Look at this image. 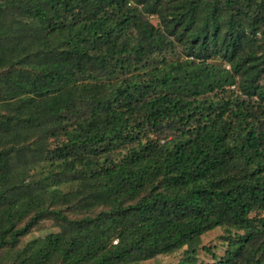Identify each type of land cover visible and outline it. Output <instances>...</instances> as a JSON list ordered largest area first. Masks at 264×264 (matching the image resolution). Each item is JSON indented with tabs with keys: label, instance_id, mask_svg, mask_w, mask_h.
I'll return each instance as SVG.
<instances>
[{
	"label": "trees",
	"instance_id": "obj_1",
	"mask_svg": "<svg viewBox=\"0 0 264 264\" xmlns=\"http://www.w3.org/2000/svg\"><path fill=\"white\" fill-rule=\"evenodd\" d=\"M46 221L9 264H264V0H0V259Z\"/></svg>",
	"mask_w": 264,
	"mask_h": 264
},
{
	"label": "rangeland",
	"instance_id": "obj_2",
	"mask_svg": "<svg viewBox=\"0 0 264 264\" xmlns=\"http://www.w3.org/2000/svg\"><path fill=\"white\" fill-rule=\"evenodd\" d=\"M153 23L157 24V19H153ZM53 223L51 221H46L41 225L39 229H36L33 231L30 235L24 237L22 239V242L16 247V249H13L12 251L8 252L5 251L0 259V264H9L11 262L12 255L14 257L17 255V252L21 251L22 248L26 245V243L33 239V238H41L45 237L48 233L52 232H59V228L52 227ZM224 230L222 228H217L214 231H211L207 233L203 237V245H207L213 249L218 255H222L223 252L225 251L224 246L222 245V242L220 240V237L223 235ZM183 250L177 251L175 253L171 254H166V255H161L157 259H154L149 262H145L143 264H154V263H161V264H176L178 261L182 258ZM200 260L204 261L206 264H212L213 260L210 255L207 253L200 252Z\"/></svg>",
	"mask_w": 264,
	"mask_h": 264
}]
</instances>
